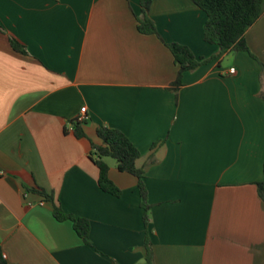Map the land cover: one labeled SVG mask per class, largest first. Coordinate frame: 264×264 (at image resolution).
<instances>
[{
	"label": "crops",
	"instance_id": "0c3cea01",
	"mask_svg": "<svg viewBox=\"0 0 264 264\" xmlns=\"http://www.w3.org/2000/svg\"><path fill=\"white\" fill-rule=\"evenodd\" d=\"M139 0H0V248L8 264H264V14L248 51L185 71L165 42L196 57L205 13L191 0H152L157 34L137 29ZM15 38L27 51H15ZM234 71L230 72V68ZM86 107L85 137L73 121ZM100 126L139 149L136 176L106 162L120 189L98 185L89 153ZM39 186L90 222L86 244Z\"/></svg>",
	"mask_w": 264,
	"mask_h": 264
},
{
	"label": "trees",
	"instance_id": "16d2710c",
	"mask_svg": "<svg viewBox=\"0 0 264 264\" xmlns=\"http://www.w3.org/2000/svg\"><path fill=\"white\" fill-rule=\"evenodd\" d=\"M206 15L204 23V40L219 47V53L210 57H196L192 50L177 42H165L173 55L174 63L177 65L175 78L167 87L176 95L182 86V77L185 71L193 70L198 66L209 62L219 55L248 51L245 41V33L264 14V0H191ZM141 10L137 16V29L145 34H157L156 26L150 18V8L152 0H139ZM0 31L2 28L0 26ZM159 36V35H158ZM11 47L22 54L27 51L15 38L9 37ZM262 74L264 75V64L261 63ZM73 134L76 138L86 136L84 131L85 121H73ZM97 135L101 139L100 145L92 144L89 153L91 160L99 169L98 185L104 192L115 196L120 195V189L109 178V166L106 158H113L119 171L128 172L137 177L140 203L144 209L143 222L147 225L149 220V210L151 205L147 201V190L144 184L143 170L136 166V161L140 157L139 149L131 140L119 129L100 126ZM258 194L264 202V179L257 183ZM30 192L42 196L45 200L53 203V216L58 221L70 220L76 233L86 244L89 241L90 222L88 219L75 217L65 212L59 203L53 201V195L44 188L35 186L29 189ZM146 257L145 264H153L152 249L148 236L145 240ZM0 264H8L2 255L0 248Z\"/></svg>",
	"mask_w": 264,
	"mask_h": 264
},
{
	"label": "built area",
	"instance_id": "2783aa9c",
	"mask_svg": "<svg viewBox=\"0 0 264 264\" xmlns=\"http://www.w3.org/2000/svg\"><path fill=\"white\" fill-rule=\"evenodd\" d=\"M233 71H234V67H231L230 72H233ZM85 111H86V107L84 106L81 108L80 114L76 117L77 121L79 122L85 121L87 117ZM71 129H73V127H71Z\"/></svg>",
	"mask_w": 264,
	"mask_h": 264
},
{
	"label": "rangeland",
	"instance_id": "374dc122",
	"mask_svg": "<svg viewBox=\"0 0 264 264\" xmlns=\"http://www.w3.org/2000/svg\"><path fill=\"white\" fill-rule=\"evenodd\" d=\"M109 162H115V160L113 158H108Z\"/></svg>",
	"mask_w": 264,
	"mask_h": 264
}]
</instances>
